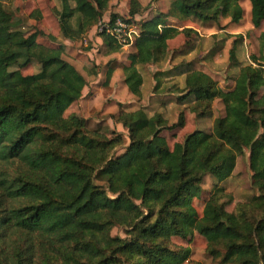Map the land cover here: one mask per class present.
Returning <instances> with one entry per match:
<instances>
[{"label":"trees","instance_id":"16d2710c","mask_svg":"<svg viewBox=\"0 0 264 264\" xmlns=\"http://www.w3.org/2000/svg\"><path fill=\"white\" fill-rule=\"evenodd\" d=\"M12 1L0 0V264H183L189 251L171 239L185 240L190 230L206 240L212 264H264V65L254 57L241 64L233 42L228 60L238 73L232 88L223 90L199 70L183 74L178 102L187 101L196 119L210 116L215 100L222 103L224 114L210 130L194 129L169 146L163 132L184 129L183 113L169 126L161 114L119 111L113 118L127 131L123 148L121 133L89 130L77 115L64 116L86 81L58 47L37 42L45 36L40 30L10 28ZM241 1L173 0L165 13L138 21L134 51L122 66L128 92L141 98L137 67L162 61L170 40L180 34L189 44L197 40V31L179 30L168 19L238 24ZM247 1L257 30L264 0ZM109 2L61 0V36L78 40ZM126 2L128 22L148 9L139 0ZM117 18L112 14L109 22ZM99 36L109 54L122 49L113 37ZM32 64L38 72L23 75ZM111 74L108 69L107 81ZM117 148H123L119 155ZM246 150L257 195L227 210L232 197L219 184ZM208 176L216 183L199 216L193 201L205 193ZM114 227L124 229V238L110 235Z\"/></svg>","mask_w":264,"mask_h":264},{"label":"rangeland","instance_id":"374dc122","mask_svg":"<svg viewBox=\"0 0 264 264\" xmlns=\"http://www.w3.org/2000/svg\"><path fill=\"white\" fill-rule=\"evenodd\" d=\"M172 1L139 0L141 5L148 9L133 20L137 31L139 32L138 21L150 19L157 13H165ZM126 3V0H110L99 22H108L112 14L118 15L122 20L126 18L128 13ZM240 6L243 15L238 24L230 23L227 18L220 19L217 23H200L194 19L180 23L168 19V24L179 30L190 28L197 31L198 38L194 40V44H189L180 34L168 42L167 53L162 61H156L154 58L149 64L137 67L143 80L140 99L132 96L123 82L122 66L126 63L127 56L134 51L133 46L109 54L99 36V22L78 40L71 42L65 40L59 32L57 12L60 10L61 0H13L7 8L12 13L9 20L11 29L27 33L40 30L45 36L53 37V40H50L40 36L37 42L49 48L58 47L62 58L84 77L86 86L81 98L68 107L64 116L77 115L85 120L89 130L121 133L124 136L125 148L128 144L127 131L113 118L119 111L132 112L141 109L148 117L161 114L169 126L175 124L179 115L183 113L184 129L163 132L169 146L181 141L194 129L210 130L213 120L223 116L224 110L220 100L213 102L210 116L196 119L195 110L187 108L189 105L187 101L183 105L180 104L178 97L183 87V74L191 69L199 68L209 74L223 90L232 88L238 73V68L228 60V52L233 42L235 56L241 64L251 63V57H254L264 65V23L259 29L254 30L250 20V3L242 0ZM238 36H242V39L237 38ZM108 69H112V74L107 81ZM38 70V65L32 64L23 71V75L35 74ZM88 70H95L96 74L91 75ZM123 148H117L114 153L121 154ZM248 157L249 152L246 150L243 156L236 159L231 176L219 184L224 192L232 197L227 210H231L236 204L247 203L257 195V191L251 186ZM215 183L213 177H206L201 186L205 193L201 199L193 201L199 216L202 214L204 200ZM110 235L124 238V229L114 227ZM171 241L177 248L188 249L189 255L183 264H187L188 261L212 264L206 253V240L195 231L190 230L185 240L172 238Z\"/></svg>","mask_w":264,"mask_h":264},{"label":"built area","instance_id":"2783aa9c","mask_svg":"<svg viewBox=\"0 0 264 264\" xmlns=\"http://www.w3.org/2000/svg\"><path fill=\"white\" fill-rule=\"evenodd\" d=\"M98 30L101 33L113 37L122 48H128L134 45L135 38L138 36L137 28L132 22L115 19L114 22H99Z\"/></svg>","mask_w":264,"mask_h":264},{"label":"crops","instance_id":"0c3cea01","mask_svg":"<svg viewBox=\"0 0 264 264\" xmlns=\"http://www.w3.org/2000/svg\"><path fill=\"white\" fill-rule=\"evenodd\" d=\"M197 70H199V71H202V70H200L199 68L197 69ZM203 72V71H202ZM205 73V72H204ZM207 74V73H206ZM209 75V74H208Z\"/></svg>","mask_w":264,"mask_h":264}]
</instances>
